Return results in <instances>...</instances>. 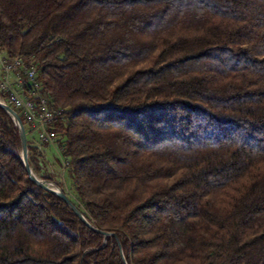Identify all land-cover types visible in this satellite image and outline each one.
Listing matches in <instances>:
<instances>
[{"label":"trees","instance_id":"trees-1","mask_svg":"<svg viewBox=\"0 0 264 264\" xmlns=\"http://www.w3.org/2000/svg\"><path fill=\"white\" fill-rule=\"evenodd\" d=\"M0 50L63 109L94 226L0 106V264H264V0H0Z\"/></svg>","mask_w":264,"mask_h":264},{"label":"built area","instance_id":"built-area-1","mask_svg":"<svg viewBox=\"0 0 264 264\" xmlns=\"http://www.w3.org/2000/svg\"><path fill=\"white\" fill-rule=\"evenodd\" d=\"M0 50V91L6 92L10 100L22 109L28 123L45 141L52 143L56 132L53 124L63 116V109L55 107L41 92L38 80V66L17 55L9 56ZM0 100L6 101L0 97ZM63 151V149H62ZM62 163L68 167L69 161L61 154Z\"/></svg>","mask_w":264,"mask_h":264},{"label":"rangeland","instance_id":"rangeland-1","mask_svg":"<svg viewBox=\"0 0 264 264\" xmlns=\"http://www.w3.org/2000/svg\"><path fill=\"white\" fill-rule=\"evenodd\" d=\"M29 138L31 142L35 146H37L39 151L37 159L41 167V173H35V174L40 178H42V174L51 175L54 180L52 182H54L57 186L58 184H62L63 187L66 189V191L72 194L71 183L69 181L68 172H67L68 167L67 166L65 167L64 164L62 163V159H61L62 147L58 143L57 137L52 143L47 142L30 125Z\"/></svg>","mask_w":264,"mask_h":264},{"label":"water","instance_id":"water-1","mask_svg":"<svg viewBox=\"0 0 264 264\" xmlns=\"http://www.w3.org/2000/svg\"><path fill=\"white\" fill-rule=\"evenodd\" d=\"M0 106L3 107L13 118L15 124L18 126L19 128V132H20V136H21V142H22V150H21V159L26 167V170L30 176V178L37 183L38 185L44 187L45 189H47L48 191L57 194L62 200H64L68 205H70L74 211L76 212V214L83 220L85 221L90 227L94 228L93 225H91L87 219L85 218V216L82 214V212L73 204V202L70 200V198L67 196V194L65 192L62 191V189L60 187H58L54 182L46 180V179H42L40 177H38L35 172L33 171V168L30 165L29 162V149H28V138H27V131L25 128V125L22 121L21 116L19 115V113L13 108L11 107L9 104L3 102L0 100ZM104 237H105V241L104 244L106 243L107 240V236L109 235H113L112 233H108V232H102Z\"/></svg>","mask_w":264,"mask_h":264}]
</instances>
